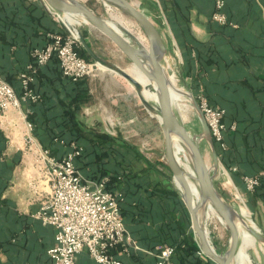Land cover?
I'll use <instances>...</instances> for the list:
<instances>
[{"label":"crops","instance_id":"obj_1","mask_svg":"<svg viewBox=\"0 0 264 264\" xmlns=\"http://www.w3.org/2000/svg\"><path fill=\"white\" fill-rule=\"evenodd\" d=\"M148 1L159 7L160 22L171 41L169 47L166 44L168 53L163 63L176 69L180 60L193 93L208 94L227 110L225 122L230 132L226 148L220 149L215 184H221L227 192L232 180L245 196L251 212L230 205L252 227L253 220L243 214L248 210L254 224L264 233V0H226L224 11L229 12L237 25L224 33L209 23L213 0ZM50 30L62 31V28L57 14L42 0H0V76L18 90L19 75L30 64L32 50L45 47L46 32ZM50 80L43 76L38 84L48 88ZM86 80L93 95L88 109L98 115H115V122L111 121L109 128L147 131L150 123L146 121L142 103L136 100L131 82L117 74ZM54 104L52 98L47 115L54 114ZM29 109L27 102L20 110L11 109L0 131V264H52L48 251L55 245L56 229L35 217L50 192L48 164L41 155L49 140L42 142L34 136V131H29ZM160 133L164 135L162 126L158 130L154 127L151 139L158 140V145H161ZM162 144L165 146V137ZM206 147L210 151L207 144ZM237 169L251 177L262 176L261 188L249 193ZM142 176L146 184L141 190L135 187L132 192L123 185L125 196L120 191L125 200L127 229L134 242L127 253H119L127 264H156L158 248L174 232L172 227L170 233L166 229L169 220L163 215L177 208L175 200H169L172 190L176 191L171 187L173 177L166 176L147 157L146 174ZM179 197L184 203L182 196ZM180 215L179 210L173 217L178 220ZM173 263L191 264L179 251ZM76 264L98 263L83 251Z\"/></svg>","mask_w":264,"mask_h":264},{"label":"built area","instance_id":"obj_2","mask_svg":"<svg viewBox=\"0 0 264 264\" xmlns=\"http://www.w3.org/2000/svg\"><path fill=\"white\" fill-rule=\"evenodd\" d=\"M225 6V0H215L211 19L218 25L235 27L224 11ZM50 37L51 41L45 47L33 51L35 63L29 64L20 75L19 93L0 76V131L11 109L20 110L23 103L40 100V96L31 89L37 66L46 65L56 56L65 76L74 81L91 77L94 66L78 52L76 37L60 33ZM197 100L214 143L225 149L224 137L228 131L225 109L211 105L204 94L198 95ZM27 126L32 132L33 125L27 121ZM73 148L74 151L62 159L53 157L48 150L41 152L42 159L48 164L50 192L35 217L56 229L55 245L48 251L52 264H76L83 251H87L98 264H127L119 253H127L134 242L120 208L122 194L119 190H108V179L96 181L86 178L74 163L80 150L75 145ZM241 178L248 192L252 193L259 185L256 176ZM175 253L174 247L162 245L158 248L156 264H174Z\"/></svg>","mask_w":264,"mask_h":264},{"label":"trees","instance_id":"obj_3","mask_svg":"<svg viewBox=\"0 0 264 264\" xmlns=\"http://www.w3.org/2000/svg\"><path fill=\"white\" fill-rule=\"evenodd\" d=\"M225 2L227 7V1L225 0ZM214 9L215 0H213V9L209 19L210 25L212 27H217L219 30H221V33H224V30L227 28H233V26L230 25L221 26L214 23L211 19ZM225 13L228 16L229 21L232 24L237 25V22H235L232 16L229 15L227 10ZM46 33V45L51 41L50 35L52 34L60 33L67 35L66 33H63V31L58 30H50ZM225 35L227 34L225 33ZM34 50H32V53ZM77 50L80 55L88 62L91 63L94 60V58L84 49V47H80ZM34 63L35 61L32 57L30 64ZM26 70L27 67L20 73V75ZM20 75L19 90L12 83H10L6 77L3 75H1V77L11 84L19 93L21 91ZM43 76L50 77V87L44 88L39 86L38 81L43 78ZM31 89L34 91V93L40 96V100L37 102L27 103V105L30 106V114L28 115V119L34 127V136L42 142L49 140V144H47L45 147L46 150L50 151L53 157L58 159L66 157V155L74 151L73 147L75 145L80 150V154L75 158L74 163L86 178L96 181L108 179V190L112 192L117 190L122 191L124 196L125 186L128 187V190L132 192L133 190L135 191V187L140 190L142 189L144 184H146V178L143 176L132 175L133 173L127 170L124 166L128 164L130 165V163L133 162L132 154H135L133 149L129 148V145L121 138L114 137L106 132L99 133L93 131V129H87V127L83 126V124L78 119L77 116L83 108L86 100L91 98L89 84L86 79L74 81L73 79L65 76L60 67L59 61L55 56L46 65L37 66V71L34 74V80L31 83ZM205 97L208 99L211 105L224 108L222 105L212 100L208 94H205ZM52 98L55 100L53 108L54 114H49V116L45 112L47 109L51 108L50 101ZM225 111L226 119L228 113L226 109ZM225 123L227 125V122ZM228 132H230L229 128L224 137L226 146V137ZM216 148L219 155L221 148L217 144ZM164 166H167V164ZM236 171L239 172L238 169ZM240 175L244 177H251L245 173H240ZM256 177L259 178V185L252 193L257 192L263 183L262 176ZM240 180L241 183L244 184L243 179L241 178ZM120 183L122 185H120ZM176 197L177 200L175 199ZM179 198L180 197L178 193L172 190L171 194L169 195V200H175L174 204L175 208H177L174 211H171L172 213L170 211H166L163 213V215L164 219L166 218L169 220V225H166V229L170 233L172 227L174 231L172 235L173 238L172 236L169 237L168 240H164V242L162 241V244L172 246L176 249V252L179 251L183 253V255H186V257L189 259V263L191 264H205L197 254L199 250L193 237L187 233L186 229L191 225V219L185 204ZM124 201L123 199L120 201V208L125 221ZM179 210L181 215L177 220L175 217H173V215H175ZM208 264L215 263L209 261Z\"/></svg>","mask_w":264,"mask_h":264},{"label":"rangeland","instance_id":"obj_4","mask_svg":"<svg viewBox=\"0 0 264 264\" xmlns=\"http://www.w3.org/2000/svg\"><path fill=\"white\" fill-rule=\"evenodd\" d=\"M82 4H85L87 7H89L91 10H93L97 15L101 16L102 18L106 20H114V17L112 14H110L107 11V8L104 4V1L102 0H78ZM130 2H134L133 4L137 7L139 6L141 9L144 10V12L150 16L152 21L156 24L158 27L160 33L162 32L164 35H162L165 45L167 44L168 47L171 43L169 39V35L167 34L166 30L163 27V23L160 22L159 17V7L148 0H129ZM114 9L115 13L121 20L123 21L122 24L124 25H118L119 30L123 34L125 38L129 40V42L135 46H137L136 41L134 40L133 36L129 37L128 32H130L134 37H141L143 38L145 46L147 44L148 46V40L147 37L141 28V26L124 10L116 7L113 4H110ZM57 19L59 24L61 25L63 33H66L70 37H78L81 33L82 37L85 39V41L88 43L90 48L96 53V55L100 58L102 61V64L98 65V62L96 60H93L91 64L94 66L93 73L91 75L92 78H103L106 77V75H113L116 76V73L112 70L122 69L126 70L128 73L131 74L130 68L133 66L132 61L99 29H97L94 25L90 24H83L74 27L72 30L69 29L66 24L61 20V18L57 15ZM117 24V22H116ZM75 35V36H74ZM165 38V39H164ZM139 39V38H138ZM166 45V47H167ZM77 46L78 48L83 47L79 40H77ZM167 47V48H168ZM173 50L172 48H170ZM164 66L166 67L168 74L172 78L174 85L178 87L179 89L191 92L193 91L190 88L189 80L187 79L182 62L179 60L177 62V68L168 66L167 63H164ZM104 68L107 71L99 70V68ZM118 75V74H117ZM90 77V78H91ZM88 82V80H87ZM89 88H90V83ZM131 85V84H130ZM143 86V85H142ZM131 89L134 90L136 100L142 103V107L145 112L146 121H149L150 124L146 126L147 131L142 132L138 129H132V128H122V127H116L115 129L109 128L111 121L115 122V115L112 114H101L98 115V113L92 111V109H88L93 102V98L90 94V99L86 100L83 108L81 109L80 113L78 114V119L83 124V126H86L87 129H93L95 132H106L114 137L123 139L129 146V148L133 149L135 154H132L133 162L130 163V165H124L125 168L131 173L132 175H138L142 176L146 174V157L150 159L151 161H154L157 166H160V169L163 171V173L168 176L171 179L172 172L167 166H163L166 163V157H165V146L162 144V141H164V135L161 134V145H158V140L151 139L153 136V129L155 127V130L157 128L160 129V120L158 116H160V112L158 110L159 105L152 101L148 100L143 95V88H137L130 86ZM144 87V86H143ZM152 88L154 89V86L152 85ZM195 98L197 99V95H195ZM181 109L177 108V112L179 115L180 120L182 121L183 125L187 129V131L194 136H199L201 134V128L199 125V122L197 120V117L195 115V110L193 107V104L188 96L185 97V101L181 102ZM103 118V119H102ZM105 122H104V121ZM113 123V122H112ZM114 125V123H113ZM108 127V129H106ZM152 131V132H150ZM157 143V144H156ZM206 142L204 140L201 141V149L203 154L205 155V158L208 163L212 164V155L209 150H207ZM160 161V164L159 162ZM171 182V181H170ZM220 191L222 192L223 196L227 200L229 204L234 206L236 209H240L242 207L247 208V200L243 193L239 190V188L234 184V182L231 180V187L230 189L225 192L222 188L221 184L216 185ZM171 187H173L180 196L179 191L177 190L176 184L171 182ZM229 192V193H228ZM214 209V208H213ZM249 210V209H248ZM250 211V210H249ZM214 212L217 214L218 217L219 214L214 209ZM251 212V211H250ZM212 217L206 218V229L208 231V236L211 241V243L215 246L218 253L225 254L227 252V248L229 246L230 242V229L226 224H223L219 218L215 215ZM190 215V213L188 212ZM250 218L254 221L253 215L250 213ZM191 219V218H190ZM187 233L191 235L196 243V246L199 250L197 253L198 256L201 258V260L208 264L209 261H211L208 257L202 253L199 241L195 235V232L192 228V222L189 228L186 229ZM263 246V245H262ZM249 255L252 257V260L256 264H264V253H261L259 255L256 254L255 251H250Z\"/></svg>","mask_w":264,"mask_h":264},{"label":"water","instance_id":"obj_5","mask_svg":"<svg viewBox=\"0 0 264 264\" xmlns=\"http://www.w3.org/2000/svg\"><path fill=\"white\" fill-rule=\"evenodd\" d=\"M42 1L52 12L57 14L59 17H61L62 15H75L82 16L90 20L92 25H94L97 29L104 33L132 61L133 65L138 70H140L153 85L156 86V89L159 93L158 110L161 117L160 123L165 137V157L167 160L166 164L172 172L173 181L176 184L177 190L182 196V199L184 200V203L190 213L192 228L199 241L200 249L202 253H204V255L215 264H237L239 245L238 229L232 217L228 215L229 211L226 212L227 210L222 209L223 205L220 202L222 201V197L220 196V194L222 195V193H220L216 189V186H214L211 171L208 169V163L200 147L201 144H193L188 136H181L184 142L190 145L191 154L194 158L195 170L203 187L201 192L209 191L211 197L216 196L220 207V213L224 217V220L226 221L230 229L231 244L225 254H219L215 246L211 243L206 226H204L200 219V213L204 211L205 202L203 203V201L199 200L198 195H196L187 174L178 164V161L175 157V138L178 135L180 136L182 131H187V129L179 122L177 116V106L175 104L174 97L171 91V84L168 81L164 69L156 58L154 44H157L164 52L168 50L156 24L144 11L135 7L129 0H102L104 2H114L120 4L124 8V11H126L141 26L150 41L149 49H146L136 37H134V40L136 41L137 46L128 43L122 37V35L118 33L111 20H106L97 15L93 10H91L89 7H87L85 4H82L78 0ZM127 33L129 37H132L131 33H129L128 31ZM78 40L84 47V49L94 58V60H96L98 64L103 65L100 58L90 48L88 43L82 37L81 33L79 34ZM112 71L127 79L135 87L143 88L142 84L126 70L117 69ZM185 92L186 95L190 97L195 110V115L201 126V134L195 137H200L201 139L206 141L212 155L213 169L219 170V155L205 115L202 112L201 106L198 100L195 98L194 94L188 91ZM225 201L227 204H229L226 199ZM252 233L257 240H259L260 242H264V233H262V231L257 227L256 224L255 230H253Z\"/></svg>","mask_w":264,"mask_h":264},{"label":"bare ground","instance_id":"obj_6","mask_svg":"<svg viewBox=\"0 0 264 264\" xmlns=\"http://www.w3.org/2000/svg\"><path fill=\"white\" fill-rule=\"evenodd\" d=\"M110 4L115 5L116 7L124 10V8L117 3L114 2H104L107 11L112 14V16L114 17V20H111L112 24H114V26L116 27L118 33H120L122 35V37L128 42L129 40L127 38H125L123 36V34L121 33V31L119 30L118 25H121L124 27V25L122 24V20L121 18H119L117 16V14L115 13V9L118 10L117 8H113ZM134 5V4H133ZM135 7H137L136 5H134ZM138 9H140L139 7H137ZM61 20L66 24V26L69 29H73L76 26L79 25H83V24H92L90 20H88L85 17L82 16H75V15H62ZM117 22V24H116ZM126 26V25H125ZM130 33V32H129ZM146 35V34H145ZM75 36V35H74ZM134 38V35H132ZM76 37V36H75ZM147 37V36H146ZM78 38V37H77ZM139 38V39H138ZM138 41L141 44H144V40L141 37H137ZM148 40V46L147 44L145 46H143L146 49H149V45H150V41L149 38L147 37ZM155 46V53H156V58L159 61L160 65L162 66V68L164 69V72L168 78V81L171 84V91H172V95L174 97V101L175 104L177 106V108L181 109V102L185 101V97L188 96L186 95L185 90L179 89L178 87H176L174 85V82L172 80V78L170 77V75L168 74V71L166 69V67L164 66V59L165 56L168 53V50H166L165 52L157 45L154 44ZM149 63V61H148ZM99 65V64H98ZM100 70L102 71H107L104 68H100L98 67ZM131 71V75L133 77H135L144 87H143V95L145 98H147L148 100H152L154 102H156L158 104L159 101V93L156 89V86L153 85L148 78L140 71L138 70L134 65L130 68ZM152 85L154 86V89L152 88ZM189 97V96H188ZM190 98V97H189ZM177 116L179 119L180 124L183 125L182 121L179 118L178 112H177ZM159 120H161V117L158 116ZM185 136H188L189 139L193 142V144L195 143H199L201 144V141L203 139L196 138L194 135H191L189 132L187 131H182L181 135L177 136L175 138V157L178 161V164L181 166V168L183 169V171L187 174L189 181L192 184V187L196 193V195H198V198L200 201H203V203L205 202V207H204V211H202V213H200V219L201 222L204 224V226H206V218L207 216L212 217L214 215V209L217 211V213L219 214L220 217L217 216V214L215 213V215L219 218V220L223 223L226 224V221L224 220V217L222 216V214L220 213V207H219V203L216 199V196L211 197L209 191L207 192H201V190L203 189L200 181H199V177L197 175V172L195 170V165H194V158L191 154V150H190V145L188 143H185L183 138ZM182 136V137H181ZM33 138V137H32ZM205 141V140H204ZM208 169L211 171V176H212V181L214 183V186H216L215 181H214V176L215 174L218 172V170L213 169V166H208ZM216 189L220 192V190L218 189V187L216 186ZM221 193V192H220ZM203 194V195H202ZM223 195V194H222ZM220 194V196L222 197V201H220L222 203V209L227 210L226 212H228V215L230 217H232L234 223L237 226L238 229V237H239V245H238V256H237V264H256L253 260L252 257L249 255L250 251H255L257 255L261 253H264V246H262L256 239V237L253 235L252 231L255 230V224L252 221V227L249 225V223H247L243 217L229 204L226 203L224 196H222ZM198 200V201H199ZM214 208V209H213ZM243 214L245 216V218L250 219V213L248 210H244ZM228 226V225H227ZM264 244V242H261ZM231 244V237H230V242H229V246ZM228 246V248H229ZM227 248V250H228ZM221 254V253H219Z\"/></svg>","mask_w":264,"mask_h":264}]
</instances>
